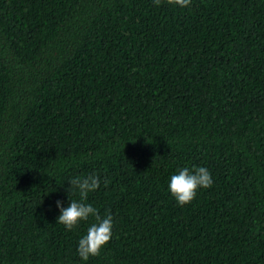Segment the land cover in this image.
Listing matches in <instances>:
<instances>
[{
    "label": "trees",
    "instance_id": "trees-1",
    "mask_svg": "<svg viewBox=\"0 0 264 264\" xmlns=\"http://www.w3.org/2000/svg\"><path fill=\"white\" fill-rule=\"evenodd\" d=\"M88 174L84 261L56 201ZM0 264H264V0H0Z\"/></svg>",
    "mask_w": 264,
    "mask_h": 264
},
{
    "label": "clouds",
    "instance_id": "clouds-1",
    "mask_svg": "<svg viewBox=\"0 0 264 264\" xmlns=\"http://www.w3.org/2000/svg\"><path fill=\"white\" fill-rule=\"evenodd\" d=\"M168 5L188 7L191 0H164ZM156 5L161 0H154ZM70 187L67 192L72 196L78 194L79 200L72 199L68 207H63V201L57 200L56 207L60 211L57 222L66 229L72 230L77 227L80 221H87L90 216L95 218L93 223L78 243L79 257L87 261L90 257L100 255L101 249L111 240L113 229V217L107 214L101 218L90 203H86L89 194L97 191L101 184V178L96 174L77 176L68 181ZM106 183V181H105ZM212 177L205 167H197L191 171L183 168L178 174L173 175L168 185V191L181 206L190 203L196 196L198 188H209L212 186Z\"/></svg>",
    "mask_w": 264,
    "mask_h": 264
}]
</instances>
